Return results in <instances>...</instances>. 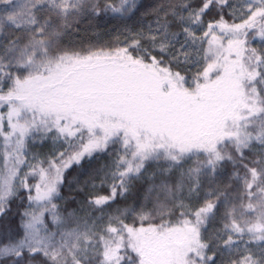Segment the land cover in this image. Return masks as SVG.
Listing matches in <instances>:
<instances>
[{
    "label": "snow or ice",
    "instance_id": "6c2138e0",
    "mask_svg": "<svg viewBox=\"0 0 264 264\" xmlns=\"http://www.w3.org/2000/svg\"><path fill=\"white\" fill-rule=\"evenodd\" d=\"M0 264H264V0H0Z\"/></svg>",
    "mask_w": 264,
    "mask_h": 264
}]
</instances>
